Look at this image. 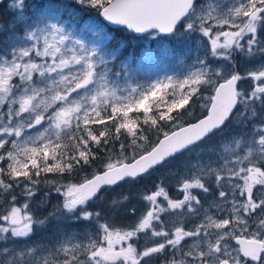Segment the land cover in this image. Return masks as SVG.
I'll list each match as a JSON object with an SVG mask.
<instances>
[{"label":"snow or ice","instance_id":"6c2138e0","mask_svg":"<svg viewBox=\"0 0 264 264\" xmlns=\"http://www.w3.org/2000/svg\"><path fill=\"white\" fill-rule=\"evenodd\" d=\"M14 3L0 55V264H264V61L240 67L264 57V0H78L138 33L205 38L194 71L144 88L111 78L115 53L86 39L95 25L77 38ZM226 128L233 135L215 159H189ZM164 170L139 193L146 210L128 209L133 223L94 207L108 189ZM51 218L88 228L51 246L28 244Z\"/></svg>","mask_w":264,"mask_h":264},{"label":"rangeland","instance_id":"374dc122","mask_svg":"<svg viewBox=\"0 0 264 264\" xmlns=\"http://www.w3.org/2000/svg\"><path fill=\"white\" fill-rule=\"evenodd\" d=\"M69 1L75 2L74 7H78V0H47V14L44 18L50 17L51 22L60 23L62 21L61 19L63 15H66V17H70L71 20L68 21H70L71 23V28H67L62 23L60 24L64 26L68 31H71L73 35L77 38L81 36V29H83L86 24L95 25L97 28V32L87 36V41L90 42L91 40H99L102 42V51H104L105 53H112V51L107 50L106 42L109 41L113 33L109 29L110 27L108 25H106L102 21H99L96 18V9L93 8L91 11L87 10V13L81 16H77V14L73 15L74 13H76L75 8L70 7L66 9V5L69 3ZM14 2L15 0H11L12 8L16 7ZM81 6L84 7L85 5ZM63 19L67 21V18ZM174 34L176 35V37L174 38L175 44L171 43L167 39H164V36H161L157 32L147 34L146 41L148 43V46L144 50L140 60H138V62L134 65L136 69L132 72L124 73L122 76H115V73L118 72V70H116V67L113 66V62L109 63L108 67L112 70L111 78L121 88H128L130 86L137 85H139L141 88H144L149 86L156 80H164L166 77L169 76L173 77L176 80H182L183 78H185L188 74H190L191 71L195 70L194 66L198 58H202L205 56L206 49L204 47V44L202 43V40L205 38H202L198 32L185 33L186 36H182L181 32L179 31H176ZM5 50H9V47ZM2 54L4 53L0 52V55ZM208 59L210 61H213V58L210 55L208 56ZM262 61H264V57L257 56L253 61H251V63L248 64H246L244 61H240V67L241 69H244L246 67H252ZM213 64L214 66H219L218 64H216L215 61H213ZM170 98V95L165 96V99ZM161 107L164 106L161 105ZM155 111L156 109L154 108V112ZM231 135H233V129L226 128L223 132L218 133L216 136L212 137L211 140H209L207 143L203 144L198 149H196L193 154H190L189 159H194L196 155H202L204 159H208L209 156L215 159L216 154L220 151V145L224 141H226ZM184 163L185 161L183 159L180 161L173 162V164L169 166V169L172 172H175L177 169L182 168L184 166ZM168 175L169 171L164 170L155 173L152 177H146L147 179L139 181V183H135L134 185H131L132 183H128L124 187H122L124 189H129L124 190L126 193H138L137 196L139 197L141 202L139 203V205L136 204L134 206L136 208V216L137 214L139 216L146 210V203L141 199L139 195V193H141L142 191H133L132 187L139 186L140 189H143L145 186H147V184H152L153 180L157 179L158 177ZM119 192L120 189L115 192L112 190L106 191L104 194V198L100 201H96L99 207H97V204H94V207L96 208V210H100L101 208H103L107 216L108 212L109 214H111L114 212V210H118L117 212L121 214V217L132 219L133 216L130 211H128V209L130 208L122 209V206L125 204L126 200L120 199L118 197ZM113 199L120 201V204L118 206L112 205ZM101 205L103 207H101ZM134 221L135 220L133 218L132 220H128L127 223L131 224ZM73 222L75 224L77 221L68 220L69 224ZM74 224L71 226V228L65 227L64 224H62L52 231H50L48 227H38L36 233L32 236L30 241H27V243L30 245L44 244L51 246L66 231L83 232L86 230V228H88V226L84 223L83 229L78 230L74 228ZM141 242L142 244L151 243V240L144 239ZM7 246L10 248L15 247L17 249V252H20V250L23 248V244L14 245L12 243H9ZM28 259L29 258L27 256L22 257V260L25 262H27Z\"/></svg>","mask_w":264,"mask_h":264},{"label":"trees","instance_id":"16d2710c","mask_svg":"<svg viewBox=\"0 0 264 264\" xmlns=\"http://www.w3.org/2000/svg\"><path fill=\"white\" fill-rule=\"evenodd\" d=\"M46 1L45 0H23L24 14L26 16L30 17L33 21L40 19V18H44L45 15L47 14ZM9 2H10V0H4L3 4H0V23L5 25V30L0 31V52L4 53V54H6L8 52V50L6 51L5 49L9 47L8 46L9 36L11 34L10 30H8L6 26L17 15L16 7L12 8V6H10ZM74 5H75V2L69 1V3L66 5V9H68L70 7L75 8L76 13H74L73 15L77 14V16L84 15L85 13H87V10L91 11L93 9V8L88 7L86 5L84 7H82L79 3H78V7H74ZM99 13L100 12L98 10H96V12H95L96 18L99 21H101ZM63 18H67V21L64 20ZM61 20H62L61 22L59 21L60 23L64 24L67 28H71V23H70V21H68V20H71L70 17H66V15H63ZM109 29L111 30L113 35L109 39V41L106 42V48H107V50H110V51H112V53L116 54V56L114 58L113 66L116 67V70L121 72L120 76H122L124 73H129V72H132L133 70L136 69L134 67V65L142 57V54H143L144 50L147 48L148 43L146 41V36H143V37L134 36L130 32H128L126 29H122V28L113 29L110 27ZM21 30L22 29H19V28L16 29L17 32H20ZM179 32H181L182 36H186L184 31L179 30ZM175 37H176V35L173 34V35H170L169 37H164V39H167L171 43L175 44V42H174ZM121 66H123L126 70H122ZM197 111L202 112V109L197 108ZM185 118L187 119V117H185ZM226 135H228V134H226ZM151 138L153 141H155L154 135ZM99 163L100 162L98 161L97 165L94 166L93 169H89L86 172H81L78 176L73 177L72 182H79V180L83 179L84 176H90L91 172L99 166ZM48 178L54 179L55 177L52 174H48ZM145 179H147V178H145ZM65 182H67V181H65ZM137 183H139V182H137ZM131 185H134V184H131ZM147 186L149 188H151L152 184H147ZM122 189H120L118 197L120 199H124V197L126 195H128V197H129V199L126 200L125 204L122 206V209L134 207L136 204L139 205L141 200L137 196L136 192L126 193L124 190H129V189H124V188H122ZM132 190L140 192V191H143L144 188L140 189L139 186H134V187H132ZM115 191H117V190H115ZM52 203L53 204L57 203V200H53ZM94 204L95 205L97 204V207H99L98 203L95 202ZM50 207H51V205L45 206V208L39 213L40 218H43V216L47 214V212L50 210ZM101 207H103V206L101 205ZM117 211L118 210H114V212L111 214H109V212H108V216L109 217L114 216L116 218V222L118 224L128 225V224H130V223H127L128 220H132L133 218H134V220L136 219L135 216H133L132 219L121 217V214L118 213ZM137 216H138V214H137ZM62 224H64L65 227L71 228V226L74 224V222L69 224L67 219L57 220V219L51 218V219H49V221L44 226H42L40 228L48 227L50 229V231H52ZM83 227H84V223H82V222H76L74 224L75 229L82 230ZM36 231H37V229H36ZM36 231L34 232V234L36 233Z\"/></svg>","mask_w":264,"mask_h":264},{"label":"water","instance_id":"95a60500","mask_svg":"<svg viewBox=\"0 0 264 264\" xmlns=\"http://www.w3.org/2000/svg\"><path fill=\"white\" fill-rule=\"evenodd\" d=\"M100 16H101V18H102V20L106 23V24H108V25H110L111 27H113V28H126V29H128L126 26H123V25H116V24H113V23H111V22H109L108 20H106L105 18H104V16L100 13ZM132 34H134V35H136V36H142V35H144V34H147V33H150V32H154V31H158L159 33H160V35H170V34H172V33H162V32H160L158 29H150V30H148V31H146V32H142V33H138V32H135V31H132V30H130V29H128Z\"/></svg>","mask_w":264,"mask_h":264}]
</instances>
